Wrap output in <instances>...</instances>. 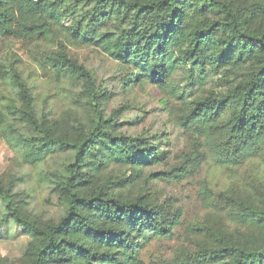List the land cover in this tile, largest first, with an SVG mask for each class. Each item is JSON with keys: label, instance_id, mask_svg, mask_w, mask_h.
Returning a JSON list of instances; mask_svg holds the SVG:
<instances>
[{"label": "trees", "instance_id": "trees-1", "mask_svg": "<svg viewBox=\"0 0 264 264\" xmlns=\"http://www.w3.org/2000/svg\"><path fill=\"white\" fill-rule=\"evenodd\" d=\"M0 40L51 43L40 70L68 83L60 108L0 61V137L56 205L33 217L19 189L31 176H0V237L13 226L25 238L19 264H146L147 245L172 239L153 264H264V0H0ZM69 45L117 62L123 85L165 94L190 139L181 166L165 132L130 131L140 119L108 107L113 91ZM208 160L232 184L206 196L214 216L181 237L182 209L149 183Z\"/></svg>", "mask_w": 264, "mask_h": 264}, {"label": "rangeland", "instance_id": "rangeland-1", "mask_svg": "<svg viewBox=\"0 0 264 264\" xmlns=\"http://www.w3.org/2000/svg\"><path fill=\"white\" fill-rule=\"evenodd\" d=\"M55 48L49 42L29 44L16 40H0V61L4 63L7 60L14 61L23 79L35 86L38 96L49 97L50 103H55L57 107L61 108L62 104L66 102L64 88L68 83L56 82L53 76L40 70L39 67L41 56L49 49L54 50ZM68 51L80 64L92 71L98 83L113 91L112 98L108 103L110 109L118 108L124 104L130 106L125 111V117L130 120L140 119V123L133 126L131 132L147 131L167 134L172 150L169 164L170 166H181L184 162L182 151L189 148L190 139L168 112L169 106L167 107L168 102L165 94L149 84L135 88L123 85V71L119 69L117 62L99 49L69 45ZM8 95V85L0 82V104L7 103ZM48 161L51 162V159ZM251 169L246 167L240 171V174L248 175ZM22 173L31 176L30 180L26 178L25 182L19 185V189L24 192L28 191L30 194L28 210L32 213L31 215L37 219H45L53 215L56 211L55 201L38 180V175H35L29 165L23 164L16 151L7 144L4 138L0 137V176L3 180H8ZM230 184H232V178L229 172L214 166L208 160L198 167L191 166L185 177H181L180 180L177 177H164L158 181H151L149 188L156 192L160 198L171 197L174 206L182 209L183 225L179 232L183 237L186 227L190 223L200 220L208 221L210 217L214 216L212 209L205 203L206 196L224 191ZM25 242V238L18 236L13 230V226L10 231H4L0 237V264H19L21 250ZM179 244L177 239L153 241L143 251L144 261L146 264H153L160 258L169 255L172 248Z\"/></svg>", "mask_w": 264, "mask_h": 264}]
</instances>
